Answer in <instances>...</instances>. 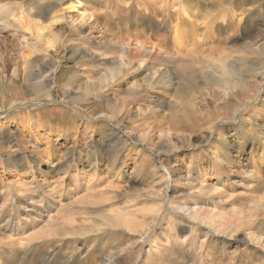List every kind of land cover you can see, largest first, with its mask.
I'll use <instances>...</instances> for the list:
<instances>
[{"label": "rangeland", "instance_id": "374dc122", "mask_svg": "<svg viewBox=\"0 0 264 264\" xmlns=\"http://www.w3.org/2000/svg\"><path fill=\"white\" fill-rule=\"evenodd\" d=\"M26 1L0 0V29L4 27L3 23L7 24L8 20L3 15L14 8L21 10V4H25ZM28 1L37 5L36 0ZM15 4H20V6ZM44 6H49V4H43ZM34 9L30 6L22 16H31L35 11ZM82 12L84 15L87 14L83 21L81 20ZM58 13L61 14V18L59 17L54 23H41L43 26L41 33L44 40L46 37L48 38V34H54L55 37H58L57 44L54 45L53 49L47 48L43 40L33 39L36 36L34 33L30 34L8 27H6L7 30L0 31V149L6 150L3 154L0 151L2 154L0 155V226L3 225L0 227V264H99L101 257L111 254V250L107 248L114 242L111 241L112 238L107 237L106 232L114 233L113 238L116 239V242H120V248L126 249L132 242L139 239L143 233L144 225L150 224L151 216L155 218L157 216L155 212L154 214L148 212L150 207H154L151 200L153 196L155 197V195H151V192H154V187L151 188L157 181L156 177L149 173L153 170L152 166H148L144 173L140 172L138 167L141 163L138 153L144 150L143 145L148 146L149 149L160 145L159 147L162 146L161 148L170 151L173 148L170 143L179 140L175 137L180 135L184 140L194 142V146H197L201 138L208 137L209 124L215 120L216 114L225 113L219 108L216 110V106H222L221 103H218L220 97H217L218 99L211 98V100L213 99L211 101L212 104L214 103L213 106L207 105L206 107L204 106L205 103L202 104L203 100L198 98L196 94L194 95L192 90V94L187 100H191L192 103L196 102L194 104L197 113H195L196 120H192L195 122L196 128L191 127L195 133H190L187 130L190 126L177 124L171 128L166 116L171 113L178 114L180 111L179 108H171L175 102L179 101L176 98V89H179V85L173 86L169 90L165 86L164 91L156 89L155 94H150V96L156 98L162 96L163 107L161 114L155 117L157 121L153 124L152 140L148 141L146 146L145 141L142 142L141 138L138 137L143 134L148 135L149 131L142 132V126L138 130L137 125H129V120H136L134 114L138 109L136 102L131 104L132 95L129 94L136 90L139 92L141 87L146 86L144 76L146 74H142V70L138 72L139 74L131 73V66H137L134 63L126 65L122 69L124 72L121 75L120 86L111 87L109 93L102 92L105 93L106 98L98 92L99 88L101 89V86H98L99 78L104 75L110 76V68L123 60L121 57L122 50L126 51L128 48L133 50L137 42L139 44L136 46H142L145 51L154 52L153 47H157L154 49L161 51L160 57H164V61H171L166 66L176 81L182 79V75H180L181 65L189 61V74L191 78L196 75L195 79H198L197 83L201 87L199 90L205 93L204 86L200 84L202 81L199 80L202 78L199 74L201 72L200 66L204 64V69L207 68L204 59L210 60L220 55L221 57L224 56L228 63L235 57L236 62L250 64V58L253 57L251 50H255L256 46L252 45L247 48L248 44H253L251 39L247 37V31H255L258 39H262L260 42L264 41V0H69L60 7ZM10 20L18 21V18ZM177 25L184 27V33L186 32V35H183L180 28L178 39L179 46H182L180 51L174 47L176 38L173 32ZM90 26H93L92 29ZM193 30L195 31L194 38L191 36ZM262 43L264 47V42ZM110 49L115 53L107 54L106 50L109 51ZM187 49L192 52L187 51ZM26 50H34L28 60L32 66H34V62L38 61V65L41 62H46L50 70L52 66L56 68L53 76L54 81L50 88L53 93V101L34 100L36 95H33L31 88L34 81L26 78L28 64H23V53ZM240 55H244V57ZM246 57L247 59H245ZM242 58L244 59L241 60ZM160 59L158 60L160 61ZM258 59L263 61L260 56ZM212 62L210 60L208 63L211 64ZM151 63L150 66H153L151 71L153 72L159 66ZM214 64L216 63L214 62ZM162 66L159 69H162ZM35 68L33 67L32 71ZM262 71L264 72V69ZM131 74L132 77L129 76ZM256 79V83H258L259 78ZM69 80H71V86H67ZM185 80L190 84L189 80ZM249 85L251 89L252 85L254 86L252 83ZM87 86H89L88 90L94 87L97 89L91 91L92 94L88 96L87 102L79 101L78 98L82 96L81 93L85 92ZM263 86L264 83L260 85L261 89L257 92L259 93L257 102L253 101L254 104H249V107H241L243 112L251 111L248 114L251 120V122L248 121L251 128L245 120L246 117L245 119L241 117L242 129L245 132H250L249 134L254 137H261L260 132H264V111L261 113L259 110H264ZM257 87L258 85H256ZM47 89L49 90V87ZM207 92L209 93V91ZM68 95L77 98L76 101L74 99L69 100ZM104 99H109L113 107H115L114 104L122 100L126 103L125 105L124 102L123 105L121 103L119 111L114 113L116 109L109 111ZM230 99L232 110L229 112V116L232 115L233 109L238 107L237 100H240L239 97ZM139 103V105L142 104V108L152 106L145 102ZM129 109L131 110L129 111ZM255 109H258L259 112L257 110L255 113ZM112 112L115 118H110L111 122L108 120L99 122L100 118L106 119L112 116ZM197 121H201L202 124H197ZM117 123L119 128H115V130L121 134H127L132 129L135 130L133 134H129L134 144L132 143L133 147L127 145L123 149L121 160L124 157V166L118 170L116 168L113 170L108 165L110 157L104 160L101 158L104 155L103 150H106L103 147L102 138L106 134L103 128L112 129ZM146 123L152 124L149 121ZM227 123H231V121ZM227 123L225 122L221 127L222 131L219 134L229 137L231 126L229 127ZM254 123L256 124L254 125ZM159 125L161 128H157ZM91 126L97 127V132ZM260 128L261 131H259ZM158 130H163L162 133L164 132L166 135L161 140L158 136L162 133L159 134ZM168 138L171 140L169 141ZM81 148H85V153L79 156L77 150ZM11 152L13 154L9 155ZM149 153L148 155H150ZM196 154H199V151L193 152V155ZM251 154H254V158L257 159L260 152L254 153V150L250 149L248 154L250 161L254 159ZM187 156V153L179 154L180 161L178 163L174 162L170 154L166 159H163V165L168 170L171 166L173 169L175 168L177 177L178 174H182L181 178L178 179L179 181L177 180L173 184V192L176 195L184 190L187 194L194 193L198 190L200 186L198 181H201L202 178L205 183L208 182L211 187L216 188L213 189L215 191L212 195L216 205L211 202L207 203L206 206L199 204L197 207L201 206L213 214L222 213L226 216L231 214L232 211L229 210L231 207L243 212L242 206L238 203L239 199L233 201L230 199L231 197H228V202L225 199H220L223 193L232 197L236 193H229L230 191L227 192L228 190L223 189L222 183L219 185V181L213 175L203 174L200 176L191 168V165H187ZM10 159H16V164L8 168ZM255 162H258L259 169L264 174V162ZM249 165L256 166L257 163H250ZM32 168L35 170L40 168V170L35 172ZM251 169L254 170L253 167ZM42 170L46 173L43 174ZM263 174L259 176L264 178ZM182 177L187 180L188 185L182 182ZM204 182L200 184L205 186ZM250 185L254 186L255 184L250 182ZM167 186L170 196L171 184L168 183ZM187 188L192 189L188 190ZM4 191H6L5 194ZM247 191L238 190L237 192L248 196L254 195L253 197L260 200L262 194H247ZM200 194L199 192L198 195ZM141 202L144 204L142 205ZM247 202L243 204L248 205L250 203V201ZM148 204L150 207L147 209ZM78 206L86 207V213H82L79 211L80 209L76 212ZM117 210H123L126 215L131 216L128 224L118 221L115 227L111 225L106 215ZM227 210H229L228 213ZM163 214V210L159 212V215L163 216ZM56 219L58 222L61 220L73 222L89 220L91 235H80L79 237L51 236L49 222L51 221V230L53 231V229L58 228L55 225ZM75 222L74 224H77ZM262 222L264 224V220ZM168 223L169 218L162 222L161 227L163 229L160 227V229L154 230L153 246L144 242L145 237L137 241L138 244L132 252V255L135 254L132 259L133 262L136 259L140 261L139 264L153 262L158 258V252L161 248L165 247L171 250V258L169 262L162 264H178V261H182L184 264H264L259 260V256L264 253V243L262 240L258 244L250 242L249 236L245 234L248 231L243 232L248 225L239 229L242 232L239 236L240 248L230 247L226 249V254H224L222 251L225 249L215 248L210 239L191 233V230L188 229L190 227H187L189 225L186 226L183 221L176 224L178 225L177 231L174 232L168 230ZM211 232L214 231L210 230ZM169 235L177 236L174 241H177L179 245ZM189 237L193 239L188 240ZM47 243L49 244L47 245ZM173 246L174 249H179H175L173 252ZM246 246L248 247L245 250L247 256L238 258L237 252ZM48 247H51L52 250ZM231 260L233 261L231 262Z\"/></svg>", "mask_w": 264, "mask_h": 264}, {"label": "bare ground", "instance_id": "6f19581e", "mask_svg": "<svg viewBox=\"0 0 264 264\" xmlns=\"http://www.w3.org/2000/svg\"><path fill=\"white\" fill-rule=\"evenodd\" d=\"M36 1H37V5H35L34 3H31L30 1L27 0L25 2V4H21L22 5L21 10L14 8L15 10L13 9L11 11H8L6 14H4L3 16H6L8 18V20H7V24L3 23L4 27H2V29H0V31L7 30L6 27H8V28H11V29H14L17 31H25V32H29L30 34L34 33L36 36H34V38L33 37H31V38H33L35 40L36 39L43 40L45 45L47 46V48L53 49L54 45L57 44L58 37H55L54 34L53 35L48 34V38L46 37V40H44L43 39L44 36L41 33V29H43L42 24L43 23L46 24L48 22L54 23L61 16V14L58 13L60 7L62 5H64L65 2L66 3L69 2V0H36ZM46 2H48V3H46ZM43 4H49V6L43 7ZM15 5L20 6V4H15ZM30 6H32V8L33 7L35 8L34 9L35 11L32 13V15L31 16L30 15L25 16V17L22 16V14L26 10H28ZM86 16H87V14L84 15V12H82L81 20L83 21V19ZM14 18H18V21L17 20H10V19H14ZM87 20H89V19H87ZM97 24H99V23H97ZM92 27L93 26H90L91 29H92ZM185 27H186V25H185ZM180 28H181V32H183L182 34L186 35V32L184 33V27H181V26L178 27V25L176 26V28L174 29V32H173V35L176 38L174 47L179 49V51L181 50L180 48H182V46H179V44H178ZM255 34H256L255 31H253V32L247 31V37H249L251 39V41L253 42V44H248L247 48L249 46H252V45L256 46L255 50H251L252 51L251 55H253V57L251 56L252 59L250 58L251 62L248 61V62H250V64L249 63L247 64V62H246V64L236 62L234 60L235 57L232 60L229 58L231 60V62L228 63V62H226V58L224 56L221 57L220 55L218 57H215L214 59H210L213 61L212 62L213 64L208 63L210 60H206L203 58L204 61H206L205 63H207V68L204 69V64L200 66L201 72L199 74L202 76V78L199 80L202 81V82H200V84L204 86L205 93L199 90L201 87H199L200 85H199V83H197L198 79H195L196 75L194 76V78H191V76L189 74V70H190L189 69L190 66L188 64L189 61L188 62L186 61L187 63L181 65L180 75H182V79H180V81H176V79H174L172 77L173 75H171V72L169 71L170 69H167V66H166L167 64L169 65L171 61L170 60L164 61L165 60V59H163L164 57H160L161 51L159 49L158 50L154 49L157 47H153L152 50H154V52L147 51V50L145 51V49H143L142 46L137 47L136 45L139 44V42H137L135 44V47L133 48V50L128 48V50H126V51H123V50L121 51V57L123 58V60L120 61V63H116V65H114L110 68V71H109L110 76L104 75V76H102V78L101 77L99 78L98 86H101V89L99 88V91L98 90L97 91L100 92L101 94H103L102 96L105 97V93H109V90L111 89V87L115 88V87L120 86V83H121L120 79H121L122 73L124 72L122 70L124 68V66L131 65L134 63L137 67L131 66V70H132L131 73L135 72L134 74H137L140 70H142L141 71L142 74H144V73L146 74V75H144L146 86L141 87L139 92H137V90L135 89L136 90L135 92H132L129 94L130 96L132 95L131 104L136 102L135 104H137L136 106H138L137 112L135 113L136 115L134 114V117H136V120H132V119L129 120V123H130L129 125H131V124H134L135 126L137 125L138 130L142 126V128H143V130H141L142 132H145V131L148 132L149 131L148 135L145 136L143 134L144 136L142 135L141 137L140 136L138 137V138H141L142 142L145 141L146 146H147V142L152 140L151 134L154 133V132H152L154 130L153 124H155L157 121V119L155 117H158L161 114V109L163 107V101L161 100L162 96H161V98H156V97L150 96V94H155L156 89H162L164 91V89H166V88L169 90L170 88L172 89L173 86L179 85V89H176V92H177L176 98L179 101L175 102V104L171 108H179L180 111L178 114H172L171 113V114L166 116V118L168 119L167 121L169 122L171 128H173L177 124L180 126H190V128H188L187 130H189L190 133H195L191 130V127L196 128V126L194 125L195 122H193L194 120H196V117H195L196 110L194 109V104H196V102L192 103L191 100H189V101L187 100L188 97H190V95L192 94V92H191L192 90L194 91V95L196 94L198 96V98L203 100L202 104L205 103L204 106H206V107H207V105L213 106L214 103L212 104L211 101L214 98L218 99L217 97H220L218 99V101H220V102H218V103H221L222 106H220V107L216 106V108H217L216 110H218V108H219L222 111L223 110L225 111V113H217L216 114L215 120L213 122H211V124H209L208 137L201 138L200 143L196 142L197 146H194V144H193L194 142L184 140V138H182L179 135V137H177V136L175 137V139L179 138V140H177L176 142L170 143L171 147H173L171 150L169 149L170 151H166L164 148H161L162 146L159 147L160 145L155 146L154 144H151L152 146H155V148H153V149H151V148L149 149L148 146L145 147V145H143L144 150H146V151H144V150L139 151L138 154L141 158V163L138 166L139 171L144 173L147 170L148 166L149 167L152 166L153 170H152V172L150 171L149 173H152L157 179V181L155 183L153 181L154 185H152V188H151V189H153V187H154V190H153L154 192L153 193L151 192V195L152 194L155 195V197L154 196H153V198L151 197L152 198L151 200L153 201V206H154L153 208L154 209L152 207H150V204H148L149 206L147 207V209L150 207V210L148 211L149 213L154 214V212H155L157 214V216H156V218L151 216L150 224L144 225L143 233H142V235L139 236V239H138V240H141L145 237L144 242L147 245L151 244V246H153V244H154V240H153L154 239V236H153L154 230L156 228L160 229L162 222L167 220L168 218H169V223H168L169 229L168 230H170L171 232L177 231L178 225H176V224L180 221H183L186 226L189 225L187 227H190L188 229L191 230V233H193V234L196 233L198 235H202L203 237H206L207 239H210V242L214 243L215 248L225 249L224 251H222V253H224V254H226L225 253L226 249H229L230 247H235L237 249L240 248L239 236H241L242 232L239 229L241 227L243 228L245 225H248V227L245 230H243V232L248 231L245 234L247 236H249L248 238H250V242H256V244H258L259 241L262 240V242L264 243V224L262 222L264 220V188H263L264 187V178L259 176L260 174L262 175L263 173L259 169L260 167H259L258 162H255V161H259L260 163L264 162V132L262 133V131H261L262 129L260 128L259 131H261L260 132V135L262 134L261 137H254L253 135L249 134L250 132L248 133V132L243 131V129H242L243 122H241L242 121L241 117H243L244 119L246 117V119H245L246 122H248V121L251 122V120L248 116V114L251 111L250 112H243L241 110V107H243V106L249 107V104L250 105L254 104L253 101L257 102V100L259 98V93H257V92L259 91V89H261L260 85H263V83H264V72L262 71L264 69V47H263L262 42H264V41L260 42V40H262V39L261 38L258 39V37ZM191 36L193 38L195 37V31L193 32V34H191ZM140 45H142V44H140ZM244 46H246V45H244ZM256 49H257V51H256ZM188 50H190V49H187V51ZM232 50H230V51H232ZM87 51H89V50H87ZM87 51H85V52H87ZM249 51H247V52H249ZM106 52H107V54L115 53V52H112V49H110L109 51L106 50ZM189 52H192V51L190 50ZM33 53H34V50H26V52L23 53L24 54L23 64H28V72L26 74V78L30 81L31 80L34 81V83L31 84V86H32L31 88L33 89V91H32L33 95L34 94L36 95L34 100L35 101H37V100L38 101L49 100V102L53 101L54 100L53 99V93H52L50 88H51V85L54 81L53 76L56 72V68L54 66H52L51 70H50V68L46 62H41L38 65V61L34 62V64H33L34 66H32L31 65L32 63H30L28 60ZM168 53H166V54L168 55ZM220 54H222V53H220ZM261 54H263V55H261ZM240 56L244 57V55H240ZM258 56H260L263 61H259ZM160 58H162V59H160ZM158 59H160V61ZM243 59L244 58H242L241 60H243ZM245 59H247V57ZM157 61H159V63L156 64ZM151 62H153V64H156L159 67L163 65L162 66L163 68L159 69V67H158V69H155L152 72L151 69H153L152 68L153 66L152 65L150 66V64H152ZM214 62L216 64H214ZM191 66H192V68H194L193 65H191ZM194 66H195V64H194ZM196 66H198V65H196ZM33 67H36L34 71H32ZM194 70H195V68H194ZM127 73H129V72H127ZM129 76L132 77V74ZM78 78H79V76H78ZM142 78L144 79V77H142ZM256 78H259L258 83H256L257 82ZM185 79L189 80L191 85L188 84ZM70 82H71V80H69V82L67 83V86H71ZM249 83L254 84V86L252 85V89H251V86L249 85ZM255 84L258 85L257 88H256ZM165 86H166V88H165ZM47 87H49V90L47 89ZM88 87L89 86L86 87V90L84 93H81L82 96L78 98L79 101H84V102L86 101L87 102L88 96H90L92 94L91 91H94L95 89H97L96 87H94V88H91L88 90ZM174 88H176V87H174ZM114 90H116V89H114ZM104 91H106V92L102 93ZM158 91H160V90H158ZM207 91H209V93ZM253 91H254V93H251ZM68 96H69V100L74 99L76 101V99H77V98H74L73 96L72 97H70V95H68ZM150 97H153V98H150ZM237 97H239V99H240L239 101L237 100L238 107H235L233 109L232 115L229 116V112L232 110L231 109L232 107H230V105L232 104L230 102L231 101L230 98L236 99ZM211 98H213V99L211 100ZM197 100H199V99H197ZM104 102H106V107L109 111H111V110L114 111L113 110L114 108L116 109L114 111V113L119 111V107H120L121 103H122L121 105H123V102H124V105L126 103L124 100H122L119 103L114 104L115 107H113L111 102H109V99H107V100L104 99ZM139 102L149 103L152 106L151 107L147 106L145 108H142L141 107L142 104L139 105L140 104ZM250 102H252V103H250ZM201 107H203V106H201ZM261 108H262V106H261ZM130 110L131 109H129V111ZM257 110L255 111V113H257ZM259 110L261 113L264 111L263 109H259ZM259 110H258V112H259ZM199 111H200V109H199ZM132 115H133V113H132ZM112 116H113V112H112ZM112 116L107 117L106 119L100 118L99 122L101 120L102 121L108 120L109 122H111L110 118L111 119L115 118V116H113V117ZM227 120L231 121V123H227L228 122ZM146 121H149L152 124H147ZM202 122H203V120H202ZM202 122L197 121L196 123L202 124ZM225 122L227 123V125L229 127L231 126L230 127V132H231L230 134L231 135L229 137H226V136L219 134L222 131L221 127L225 124ZM239 122H241V123L239 124ZM249 122H248V124H249ZM96 123L98 124V122H96ZM119 123H121V122L119 121ZM255 124L256 123H254V125ZM85 126H87V124H85ZM219 126H220V128H219ZM91 127L94 131L97 132V127H95V126H91ZM113 127L114 128H112V129L111 128H109V129L103 128V131L106 134L105 135L102 134L103 135L102 143H103V147H105L106 150H103V147H102L104 155L101 158L104 160V159L110 157V160H108L109 167H111L113 170L115 168L118 170L119 168L124 166V159H123L124 157H122V160H121V156H123V149L127 145L128 146L130 145V147H133L132 143L134 144V142L131 140V137H129V136H131L129 134H131V133L133 134L135 132V130L132 129L127 134H121L115 130V128H119L118 123ZM158 127L161 128L160 125L157 126V128ZM249 127L251 128L250 124H249ZM162 131L163 130H158L159 134H161ZM165 136L166 135L163 132L160 136H158V138H159V140H161ZM168 140L170 141L171 139L168 138ZM250 142H251V144H248ZM87 146L89 148H91L89 145H87ZM9 148H11V147L9 146ZM250 149H253L254 153L260 152L259 157L257 159L254 158L255 157L254 154L253 155L251 154L252 155L251 157L254 158L253 160H255V161H253V160L250 161V159H248V154H249ZM0 151L3 154V153H5L6 150L0 149ZM149 151H150V153H149ZM195 151H199V154L193 155V152H195ZM77 153L79 156H82L85 153V148H81V149L77 150ZM148 153L150 155H148ZM183 153L188 154V156H187L188 158L186 159V162H188L187 165H191V168L193 170H195L198 174H200V176H202L203 174L204 175H211V176L213 175L219 181V185H221L220 183H222L223 189H225L226 191L228 190L227 192L230 191L229 193H236L234 197H232L231 195L228 196V194L223 193L222 195H224L225 197L224 196L222 197V195H221L220 196L221 198L220 197L219 198L225 199L226 201L228 200V197H231L230 199H233V201L236 199H239L238 203H240L239 205L242 206L243 212H241L239 210H235V208L231 207V209H229L230 211H232L231 214H229V216H226L222 213H214L213 214V212H211L210 210L203 208L201 206L197 207V205H199V204L206 206L207 203L214 202V204H215V202H216L212 196L213 191H215L213 189H216V188L211 187V184L208 183L207 181H206L207 183H205L202 180V178H201V181H198V185H200V186H199L198 190H196V192L187 194L184 190V191H182V193L176 195V193L173 192V184L179 178H181L182 174L181 175L178 174V177H177V174H175V170H174L175 168L173 169V167H171V166L169 167L170 169L168 170L163 165V159H166V157L170 154L171 158H173L174 162L178 163L180 161L178 158V155L183 154ZM2 154H0V155H2ZM10 154H13V152L9 153V155ZM246 161H247V163H246ZM250 163L251 164L257 163V165L252 166V165H249ZM14 164H16V159H14V160L10 159L8 161V168L12 167ZM153 165H154V167H153ZM159 166H161V168H159ZM250 166H251V168L253 167L254 170H252L250 168ZM255 168H258V170H255ZM33 170L35 172H37L40 170V168H38L36 170L33 169ZM42 173L45 174L46 171L42 170ZM182 178L184 179V177H182ZM183 179H182V182L185 185H188L187 180L186 179L183 180ZM196 180H198V179L196 178ZM196 180H195V182H196ZM151 181H152V179H151ZM192 182H194V181H192ZM203 182L205 183V186H202L200 184ZM250 182H253L255 185L251 186ZM153 183H151V184H153ZM168 183L171 184V189H170L171 195L170 196L168 195V190H167V188H168L167 184ZM192 186H193V184H192ZM107 187H108V185H107ZM195 187H198V186L195 185ZM44 188H47V187H44ZM191 189L192 188H190L188 190H191ZM238 190H242L243 192L248 190L247 194L257 193V194H262V196L259 200L258 198L253 197L254 195L248 196L246 194L238 193L237 192ZM192 191H194V190H192ZM192 191H188V192H192ZM5 192L6 191H4V194H5ZM199 192L201 193L200 195H198ZM218 201H219V199H218ZM247 201H250V203L248 205L243 204V203H248ZM82 203H84V202H82ZM143 204L144 203H142V205ZM165 204H166V207H165ZM225 204H227V203H225ZM191 205H192V207H191ZM79 206L76 209V212H78V209H80L79 211H81L82 213H86L87 208L86 207H79ZM212 206H214V205H212ZM221 206H223V205H221ZM228 206H230V205H228ZM162 210L164 211L163 216L159 215V212ZM229 210H227V213ZM110 213L111 214L108 213V215H106V214L105 215L107 216L108 221L111 223V225H113V227H115L116 222H118V221H120L122 223H126V224H128L130 222L129 219L131 216L126 215V213H124L123 210L111 211ZM225 214H226V212H225ZM260 218H262V219L260 220ZM2 221H3V219H2ZM74 222L70 221V220H64V221L61 220V222H58V219H56L55 225L58 228L53 229V231H52L51 230L52 226H51V221H50L49 222V229H50L49 232L51 233V236L57 235V236H61V237H79L80 235H85V236L91 235V233H90L91 225H90L89 220L85 221V219H84L81 222H75L77 224H74ZM0 227H3V225ZM132 230H134V229H132ZM210 230H212L214 232L210 233ZM128 231H130V230L128 229ZM119 232H121V231H119ZM97 233H98V231H97ZM106 233H107V237L112 238L111 241H114V242L112 244H110L109 247L107 248V249L111 250V254L105 255V257H101L99 264H139L140 261L137 259L134 262L132 261L133 257H135V254L132 255V252H133V249L136 248V246L138 244V242H137L138 240H136L135 242H132L129 246L126 247V249H122V248H120V242H116V239L113 238L114 233H109V232H106ZM106 233H104V234H106ZM163 233H164V231H163ZM160 235H162V234H160ZM176 237H174V235L172 236L173 241L176 239ZM190 237L188 238V240L193 239ZM193 241H195V240H193ZM174 242L177 245H179V243L177 241H174ZM187 242H189V241H187ZM202 242H204V241H202ZM207 242H209V241L207 240ZM53 243L55 244V242H53ZM48 244L49 243H47V245ZM72 244H74V243H72ZM189 244H192V243H189ZM52 246H53V244H52ZM151 246H150V248H151ZM48 248H50L52 250L51 247H48ZM175 249H179V248H175ZM175 249L173 246V252H175ZM211 249H212V247H211ZM246 249H248L247 246L244 247L243 250H241V251L237 250L238 251L237 253L239 254L238 258H241L243 256H245V257L247 256V253L245 251ZM58 250H59V248H58ZM134 253H136V252H134ZM190 253H191V251H190ZM174 255L176 256L177 254H174ZM233 257H234V255H233ZM170 258H171V250L169 248L163 247V248H161L160 252H158V258L155 261L144 262L143 264H162L165 262H169ZM180 259H182V258H180ZM259 260H261V263H264V253L259 256ZM232 261L233 260H231V262ZM178 262H179L178 264H184L182 261H178ZM195 262H197V261H195Z\"/></svg>", "mask_w": 264, "mask_h": 264}]
</instances>
